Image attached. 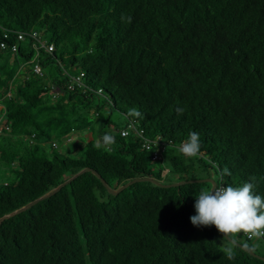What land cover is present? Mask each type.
<instances>
[{
	"label": "trees",
	"instance_id": "trees-1",
	"mask_svg": "<svg viewBox=\"0 0 264 264\" xmlns=\"http://www.w3.org/2000/svg\"><path fill=\"white\" fill-rule=\"evenodd\" d=\"M32 30L44 47L25 36L16 55L40 73L0 64V218L88 171L2 221L0 264H264L191 225L209 183L111 195L96 175L111 189L255 177L264 196V0H0V43ZM133 107L144 119L124 118ZM190 131L201 156L186 163Z\"/></svg>",
	"mask_w": 264,
	"mask_h": 264
},
{
	"label": "clouds",
	"instance_id": "clouds-1",
	"mask_svg": "<svg viewBox=\"0 0 264 264\" xmlns=\"http://www.w3.org/2000/svg\"><path fill=\"white\" fill-rule=\"evenodd\" d=\"M121 20L130 23L131 16L121 14ZM32 32L36 31L32 30L30 33ZM2 42L7 44L6 49L9 52L15 55L18 53V47L14 52L11 50L12 43L11 45H8L6 41ZM15 43L17 44V42ZM28 62L29 63L27 64L31 65V70L33 71L31 72L36 74L34 71V66L37 65L36 59L32 58ZM176 112L178 114H183L184 109L177 108ZM123 115L124 118L129 121L144 119V114L135 107L128 109ZM131 125L132 123L126 125V128L122 132L123 136L125 133V135H127L129 131L133 129L130 128ZM80 137L82 136L73 134L67 138V140L74 139L79 141ZM115 142V135L112 132H106L98 137L96 147L98 149L102 148L104 150H111V146L115 144ZM200 149V136L196 131H190L187 138L178 146V152L185 158L186 163L191 158H199L201 156ZM164 171L170 173L172 169L169 166ZM220 174L221 176L231 175L226 167L223 170H220ZM162 175L164 176L163 173ZM255 179V177H250L249 182H244L241 186H225L223 183L218 184L213 179L216 185H213L210 188L201 189L198 196L195 197V203L193 206L195 214L189 218L191 225L196 228L214 226L218 233L222 234L220 246L229 260L235 258V250L238 247L249 248L248 243L241 245L239 238L235 234L247 233L253 238L264 239V196L256 193V184L251 182L255 181ZM243 240L246 239L243 237ZM246 241L250 242L252 240Z\"/></svg>",
	"mask_w": 264,
	"mask_h": 264
},
{
	"label": "water",
	"instance_id": "water-1",
	"mask_svg": "<svg viewBox=\"0 0 264 264\" xmlns=\"http://www.w3.org/2000/svg\"><path fill=\"white\" fill-rule=\"evenodd\" d=\"M86 171H88V169H84L82 171H80L78 174H76L75 176L69 178L67 181L63 182L62 184L58 185L57 187H55L53 190H51L49 193H47L46 195L28 203L27 205L23 206L22 208L14 211L13 213H10L9 215H5L3 217L0 218V224L2 223V221L4 219H7L9 217H12L18 213H21V212H24L25 210L29 209L31 206H33L34 204H36L37 202L45 199V198H48L50 196H53L56 192H58L62 187H64L68 182H70L71 180H73L75 177H77L78 175L80 174H83L85 173ZM97 177L100 179V181L102 182V184L104 185V187L107 189V191L111 194V195H117L118 193H120L122 190L126 189L127 187H129L130 185L136 183V182H140V181H149V182H152L158 186H162V187H177V186H182L186 183H194V182H203V183H209L211 185V187L213 185H216V183L214 182L213 179H204V180H189V181H179V182H176V183H172V184H168V185H163L161 182H158L156 181L155 179L153 178H136V179H133L131 181H129L128 183L116 188V189H111L107 183L100 178V176H98V174H96ZM242 245V244H241ZM240 249L244 250L245 252L249 253L250 255L254 256L255 258L257 259H260L261 261L264 262V257H261L257 254H255L254 252H252L249 248H243V247H239Z\"/></svg>",
	"mask_w": 264,
	"mask_h": 264
},
{
	"label": "rangeland",
	"instance_id": "rangeland-1",
	"mask_svg": "<svg viewBox=\"0 0 264 264\" xmlns=\"http://www.w3.org/2000/svg\"><path fill=\"white\" fill-rule=\"evenodd\" d=\"M0 64L4 65L11 73H13V76L16 74V72L19 69V66L22 68H20L22 70V74L26 75L28 73V71L31 69V65L27 64L26 61L24 59H22L21 57H18L15 54L12 53H6V54H0ZM17 83V82H16ZM73 147V145H70L67 149H71ZM65 146L61 145L60 149L62 151L65 150ZM167 173V171H163V174L165 175ZM1 176V175H0ZM205 176V175H204ZM207 176H211L213 179L215 178L213 174H208ZM2 178V177H0ZM7 179H12L11 176H6ZM238 238L239 241L242 242L243 244L245 243V241L243 240V237L241 236L240 233L235 234ZM250 244L252 245V248L254 250V253L257 255H260L262 257H264V240L262 239H254L252 241H250Z\"/></svg>",
	"mask_w": 264,
	"mask_h": 264
},
{
	"label": "built area",
	"instance_id": "built-area-1",
	"mask_svg": "<svg viewBox=\"0 0 264 264\" xmlns=\"http://www.w3.org/2000/svg\"><path fill=\"white\" fill-rule=\"evenodd\" d=\"M16 35H17V37H16V42H18V41H22V42H23L24 39H25V36H30V38H31L32 40L35 41V42L33 43V46H34L35 48H37V49H41L42 47H44V45H43L42 43H40L39 38H38V34H37L36 32H32V33H30V34H24V33L18 32ZM32 42H33V41H32ZM38 45H39L41 48L38 47ZM6 47H7V44H6L5 42H1V43H0V49L5 50ZM11 50L14 51V52L17 50V45H16V43H13V45H11ZM44 50L47 51V52H49V51L52 50V47L44 48ZM34 71H35L37 74H39V73H40V68H39L37 65H35V66H34ZM130 128H134L133 125H131ZM123 134H124V133H123ZM125 134H126V133H125ZM125 134H124V135H125ZM148 145H149V143L147 144V146H148ZM154 159H156V157H154ZM241 235H242L246 240L257 239V238H253V237H251L250 234H247V233H241Z\"/></svg>",
	"mask_w": 264,
	"mask_h": 264
},
{
	"label": "bare ground",
	"instance_id": "bare-ground-1",
	"mask_svg": "<svg viewBox=\"0 0 264 264\" xmlns=\"http://www.w3.org/2000/svg\"><path fill=\"white\" fill-rule=\"evenodd\" d=\"M38 31V30H37Z\"/></svg>",
	"mask_w": 264,
	"mask_h": 264
}]
</instances>
